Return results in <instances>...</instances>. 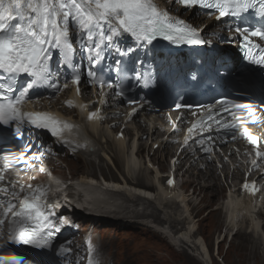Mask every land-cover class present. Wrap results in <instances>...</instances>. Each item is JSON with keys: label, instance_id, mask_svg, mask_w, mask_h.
Returning <instances> with one entry per match:
<instances>
[{"label": "snow or ice", "instance_id": "snow-or-ice-1", "mask_svg": "<svg viewBox=\"0 0 264 264\" xmlns=\"http://www.w3.org/2000/svg\"><path fill=\"white\" fill-rule=\"evenodd\" d=\"M186 8L199 7L202 10H215L216 19L224 17H240L249 10H255L264 19V0H179ZM18 21V22H17ZM77 30L78 43L82 50L88 52L93 63L102 57L105 48H111L115 43L114 37L121 33L131 34L137 41L151 42L156 36H163L173 42H186L188 44H203L205 41L198 38L197 30L186 21L170 16L166 11L160 10L155 0H0V123L12 124L15 132L20 134L22 128L48 130L52 135L58 136L63 127L61 122L42 112H24L20 105L27 98L30 91L37 86L49 85L53 73L51 61L53 51L58 50L60 62L73 63V45L71 43L70 28ZM243 31L244 39L248 34L264 40V25L251 29L250 27H237ZM107 42V43H105ZM246 58L257 64H264V48L249 41ZM87 45V47H85ZM259 49L260 56H254L253 50ZM129 52L133 50L128 49ZM120 62L117 61V64ZM119 71V69H117ZM90 78H96L94 71H89ZM26 82L21 85V78ZM80 76L74 75L72 82L78 84ZM109 87L112 84L109 83ZM117 87V95H122V89ZM70 105V102H68ZM221 113H229L230 109H239L247 112L252 122L264 119L257 116L250 104L229 105L225 100L217 101ZM264 106V105H262ZM177 107H181L177 104ZM215 106H208L205 115L214 121L218 131L232 134L247 121L246 117H237L232 113L233 120L225 122L209 115ZM136 109H133L135 112ZM90 113L89 118L96 116ZM219 115V114H218ZM203 126L204 121L199 122ZM196 124L193 125V128ZM189 129V132L193 130ZM247 138L254 146L258 144V137L252 135L247 127L239 133ZM187 139H185V145ZM207 150V149H206ZM257 157H264V152L257 151ZM16 162H21L17 160ZM256 161H253L255 166ZM0 179H3L0 176ZM169 185L173 180L169 179ZM245 189L255 191L253 184ZM7 188H0L6 193ZM13 196L18 195L15 191ZM0 200V233L4 230L7 221V240L0 244V250L7 245L30 246L35 249H48L52 246L55 231L59 229L52 220L54 213L51 205L47 203L46 190L37 188L25 193L18 201V206L12 201ZM9 213L11 215L9 216ZM70 249L61 246L60 254ZM0 264H26L22 257L0 255ZM91 264V262H90Z\"/></svg>", "mask_w": 264, "mask_h": 264}, {"label": "bare ground", "instance_id": "bare-ground-1", "mask_svg": "<svg viewBox=\"0 0 264 264\" xmlns=\"http://www.w3.org/2000/svg\"><path fill=\"white\" fill-rule=\"evenodd\" d=\"M155 3L158 5L160 10L166 11L172 17L184 18V19H187V21L192 22L193 24H198L201 26L206 25L204 27L205 33L203 31V34H202V35H206L205 38H208L209 36H211L212 35L211 32L214 34V32H216V31L219 33L222 31L223 32L225 31V33L231 34L232 40H234V38L238 34L237 29L233 27V23L231 21H228L226 23H222L220 25L217 24L216 27L211 28L210 26L214 23H212L211 18L209 17V14L204 13V12L195 13V12H193L194 9L193 10L189 9L188 11L184 12V8H182L179 5L177 0H155ZM230 26H232V27H230ZM73 28L74 27H71V29H73ZM226 28H229V29L226 30ZM132 50L134 51V48H132ZM133 51L131 52L132 55L137 56L138 53L133 52ZM183 56H184V54L180 53L177 56H164V57L159 56V57L162 59V66L163 67H169L170 65H174L173 68H178L179 65H182ZM206 56H207L208 63L211 65V67L214 69V71H222L226 68V63H223V61L227 57L225 55V51H221L220 54H213V53L207 54ZM230 58L234 59V56H231ZM178 60H180L181 63H178ZM182 69H183V67H182ZM65 88L66 89H64L60 93V98L57 99V102L60 103V99L65 100L67 98H68V101L71 99L72 101L77 102V105L80 107V110H81L80 113L82 114L85 123L89 124V126H90V132L89 133H90L91 137H93V139H95L99 142L101 141L100 139H102V138H98L97 135H100L103 138H105L106 146H107L108 150L112 153L111 157L113 160H115V162L118 165L120 163V160H122V155H123L124 149H125L124 148V138L122 135L116 137V134L118 133V130H119V128H116L113 130V136L115 134V137L111 138V142H109L110 140L105 137L104 129H101V130L98 129L100 122L101 123L102 122H107V123L118 122L119 120H118V118H115V116H117V114L120 112L124 113L126 116L127 115H129V117L131 116L133 119L134 118L137 119V122H135V126L137 129V133H139L141 137L144 136V134H149L150 138L152 136H157L155 138V140L153 141L154 143L157 141V139L163 138V140L161 141L160 145H158V147L159 148L161 147L162 151L164 153H166L163 156V158H164L168 154H171L174 152L175 148L173 147V141L176 139V136L179 135L180 129L184 128L185 131H189V129L191 127L193 128L194 124H196V127L199 128L201 126L199 122L204 121L203 129L211 128L209 130V133L205 136H202V137L196 136L193 139L188 140L187 137L184 136L185 135V132H184L182 134V141L180 142L179 146L176 149V152H175L176 154L171 158L172 159L171 166H170V164H168L169 170H167V171L173 172L174 173V179H176L177 178L176 175L179 172L181 173V169H183V166L185 164L186 165L188 164L185 171L182 172L181 175L184 174L186 177H188L187 174L192 173V170H195V172H193V173L197 174L198 177H200V180L194 179L192 182L194 184H196L197 186H199L198 187L199 193H201V194L203 193V196L201 197L200 201L205 202L207 204L210 203L211 200L206 198L207 194L204 192V190H205V188L207 189L210 187L211 188L216 187L218 181H221L220 177L223 176L225 181L227 180V183H226L227 191L229 189L231 190V188H234L233 184H239L240 185L244 181V177H243L244 165L237 163V156L241 155L240 154L241 150L249 147V140L245 137H242L241 135H240V138H238V134H235L236 138L233 139L232 134H226L224 131H218L217 130L218 126L215 125L214 121H210L208 119V116L205 115V112L207 111V107H203L201 109V111L191 112V115L189 117L190 118L189 121H186V118L188 116V112H186V111L180 112V111H171L170 109H166L164 111H159V112H149V110H151V107L144 109V108H142L141 105H138V107L135 108L136 111L133 112V110L130 107H125V106L117 103V101L111 96V92L109 90H106L103 92L100 91L98 93L97 91L94 90V88L90 89L83 83L81 85H79L78 87H76V85L72 84L71 86H66ZM88 93L91 96L95 97L97 100V102L94 106L88 105V103L86 101L87 99H89V97L85 96ZM62 97H64V98H62ZM80 100H81V103H80ZM56 104L57 103L44 102L45 107H49V108L55 107L56 109L62 108L65 112L70 113V117L73 116V114H74L73 112L75 111V109L69 110V109L65 108V106H62L61 103L59 105L55 106ZM209 106H215V105L211 104ZM219 110H220L219 107H214V111L209 113V115L214 117L215 114ZM92 111H94V113H96L97 115L93 116L90 119L89 113ZM139 112H140V114H139ZM232 113H235V115L237 117L243 118V117L247 116V112L244 110L230 109L229 113H222L221 115H219V117H215V118L219 119L222 116L225 122H231L233 120ZM200 114H202V115L200 116ZM100 115L103 116V118H104L103 121L100 118ZM125 115H124V117L121 118L122 124H123V120L125 118ZM138 116H140L139 119H138ZM247 118L251 121L250 116H247ZM185 123H187V124H185ZM114 124L116 125V123H114ZM262 124H264V119L253 122L252 128L249 130L252 135H254L255 133H258L260 141L262 139L261 134L264 132V130H261ZM129 125H130V123H129ZM129 125H127V123H126V126L124 128V129H126V131H125L126 134L127 133L130 134L131 129L128 127ZM172 126H174V128H172ZM192 133H195V130H192ZM163 135H165V136H163ZM185 139H187L186 145H185ZM205 139H208L205 144H214L213 150H216V149H217V151L222 150L225 153V155L228 156V158L231 160V164L236 166V171H233L231 175L229 174L231 172V166L229 169L226 168L227 164L222 159V156L220 157V154L217 158L218 163L212 165L213 159H210L207 156H205L204 155L205 151L203 149L201 150V148H204V145H202V147H200L196 143V140H199L198 142L200 143L201 141H203ZM261 143L264 144V142H261ZM171 144H172V146H171ZM143 146H144V144L139 141L135 146L136 153L142 152ZM189 147H191V148H189ZM150 150H152V149L150 148ZM105 152L108 154V151H105ZM155 153H156V151H153L151 153V157L148 160V166H147V168L143 169L145 174L143 173V171H141V169H139V171H137L135 173L133 171V169H134L133 166L127 165L128 170L131 173L133 171V174H135V176L132 175L133 176L132 178L124 176L121 180L123 182V184L124 185L127 184L130 187L132 186L133 188H135L138 191L141 189L140 191L146 192L147 194L152 192L154 189H156L157 186L155 184V181L160 183L164 179V176L161 173V171L160 170L156 171V175L154 177L155 179L152 180V182L148 181L147 180L148 178H145L146 174L147 175L151 174L152 169L150 170V169H148V167L150 168V166L153 164L152 163V155H154ZM147 155L149 156V150H148ZM81 156L82 155L79 154V155L75 156V158H74L75 160H69V164L72 168V174H77L76 173L77 169H75L77 166L75 164H76V161L78 162L81 160ZM76 157H77V159H76ZM176 157H177V159L174 160ZM153 160L155 162L156 160H158V158L154 157ZM165 161H166V158H164L163 160L161 159V167L164 166ZM189 161H191V162H189ZM81 162H82V166H81V168H78V170L80 169V172L82 173V175L84 177L82 179V183L87 185L88 183L86 181L88 179H92V177H94V175H95L94 170L90 169V167L92 166L91 161L85 162L82 159ZM123 162H122V165H123ZM213 162H214V160H213ZM50 163H51V161L48 162V164H50ZM259 166H260V169L259 168L258 169L253 168L252 169L253 173L250 174L248 177V183H250V180L254 179V184L256 185L255 191H254V200L247 202V203H242V202H239L236 197L234 198L232 195L230 197V193H229L228 196L225 195V198H224V199H226L225 204H222V206L226 205L225 207L228 209L226 211V213L228 215L230 214L229 218H230L231 222L228 224V226L235 224L238 227V229H236V230L239 231V234H241L243 236V238L249 239L248 241L251 242V248L250 249L252 251H254V249L256 248V245L252 243V242H254V240H252L251 238L248 237V235L245 234V232L248 233V229H246L242 224H240L241 221H239V220H241V218H246L248 220V227H249V229L252 230L253 235H254V233H256L258 235L260 233L263 234V236L262 237L260 236V238H261V241H264V221L261 224L259 222V218L264 219V210H263L264 209V185L261 189L258 188L260 183L264 181V164L262 165V163H260ZM205 177L208 178V180L205 183L200 184V181L203 180ZM106 178L107 179H105V181H109V182H116L117 181L116 176L112 173L106 174ZM228 179H230V180L228 181ZM67 181H70V180H67ZM93 187H92V189H93ZM84 188L86 189L87 186H84ZM89 188H91V186ZM92 189H91V191H92ZM95 190H96V188H95ZM108 190H109V188H108ZM176 190L177 189H175V188L170 190V189H165V188L159 187L160 196H161V197L160 196L159 197L162 199L168 200V201L164 202V208L170 209V210H166V214L162 218H160V216L157 213L158 208L146 198L147 197L146 193H145V195H142L143 196L142 197V196H140V193H135V192H134L135 195L132 194L133 196L131 195V197L121 196L122 201H118V202H120V203H118L119 207L117 204L112 205V203H111L105 209L104 206L100 205V203H102V201L101 202H99V201L98 202H91V206L93 207V210H91V212L92 213L95 212L96 214L100 215V218H102V220H105L109 223L114 222V224H117L119 226H121L120 223H123L125 225L129 224V223H126V221L130 218H133V216L139 217V219H144V217H147V216H149L151 218L153 217L157 220L158 223L160 221L162 223H166V224H168V226L170 228V232H168V230L166 231V234H168L170 241L168 240L169 238L164 233V230L163 229L159 230V234H161L162 240L167 242V245H165V246L169 248L170 253L174 254L173 253L174 248L175 249L181 248V251L179 253H182L181 256L183 257V259L186 262H189L190 264H199L200 260L201 261L204 260V262H205L206 258H208L211 261V263L208 261H207V263L216 264L214 259H213L212 254L210 253V244L207 243L206 241H204V239H200L197 236L198 232H197L196 228H194V226H189L183 232L178 230V229H174L176 224L183 223V222L185 223L184 219H181L175 213V210L177 208L176 207L177 202L175 200H169L168 199L169 197H172V195L177 193ZM88 191L86 190V194H88ZM211 194H212V196H217L218 194H221V191L214 189V192H212ZM75 195L77 197L82 196L80 191L75 192ZM187 198H189V197H187ZM94 199H96V198H94ZM103 201H104V199H103ZM161 201L162 200L160 199V202ZM104 203H106V202H103V204ZM137 204H138V206H141V210H139L136 207ZM116 205L118 208L116 207ZM113 206L115 208L110 209ZM150 207H152V209L149 210V212H148L147 210ZM119 209H120V211H119ZM255 211H256V213H254ZM209 213L212 215H216V211H210ZM246 219H243V220H246ZM102 220L96 221V224H99ZM105 221L101 222L100 225L105 226V224H104ZM140 222L144 226L149 224L147 221H146L147 224H144L142 222V220H140ZM222 224H224V223H222ZM106 226H108V225L106 224ZM93 227L95 230H99L98 226H93ZM143 228H146V227H143ZM145 230L147 231V229H145ZM145 230L142 229V232H146ZM179 234H181L182 236L179 237ZM154 235L159 236L158 233H154ZM177 237H179L178 242L173 240V238L175 239ZM252 238H254V237H252ZM166 242H164V243H166ZM131 245H133L131 248V253H132L133 250H135V248H136V244L126 243L125 246H123V248L121 250V255H122L123 259H124L125 248L127 246H131ZM186 247L191 249L192 252L193 251L196 252L195 254L198 257V259H200V260H198L194 256V254H192V252H191V254L189 252H186V250H185ZM179 253H177V254L179 255ZM151 254H152L151 259L153 260V262L155 264H160L161 263V258H160L161 256L160 257L156 256V254L153 251H151ZM133 256L129 260V262H131V263H135Z\"/></svg>", "mask_w": 264, "mask_h": 264}, {"label": "rangeland", "instance_id": "rangeland-1", "mask_svg": "<svg viewBox=\"0 0 264 264\" xmlns=\"http://www.w3.org/2000/svg\"><path fill=\"white\" fill-rule=\"evenodd\" d=\"M188 10H184V12H186ZM197 12H199V11H195V13H197ZM209 17L211 18L212 23H214L210 27L211 28L216 27L218 23H216L212 20L213 18L211 17V15ZM185 20L187 21V19H185ZM192 25L201 29V34H203V31L205 33L204 27L206 25L201 26V25L193 24V23H192ZM211 34H213V33L211 32ZM229 35L231 36V34H229ZM211 36H213V35H211ZM219 37L221 38L222 36L220 35ZM222 42H225V41L222 40ZM224 51H225V55L228 56L226 53L227 50L224 49ZM190 115L191 114H188L186 121H189ZM120 116H122V114H120ZM120 116H115V118H118L119 121L114 122V123H116V125L114 123H112L111 126L118 128V126H117L118 123L120 122V125L122 124V120H121ZM72 117H74V114ZM124 121L125 120H123V124H125V126H126V122H124ZM135 122H137V119L134 118L131 122L130 121L127 122V125H129V123H130L129 126L136 129ZM185 124H187V123H185ZM103 127L106 131V132H104L105 137L110 140L109 142H111V138L115 137V134L113 136V131L111 130L112 127H109L106 124H104ZM116 128H113V129H116ZM124 128L125 127L123 125L121 127H119L118 135L123 134V132L125 133L126 129H124ZM182 129L180 131H182ZM135 132H136V130L132 129V131L130 130V134L129 133H127V134L125 133L126 135L123 134L124 148L125 149H124V153L122 155V160L124 162L122 160H120L119 165L115 162V160L112 159V157H111L112 153L108 150V148L106 146L105 138H104L102 140V142H103V144H105L104 145L105 148L103 147V145H100L99 143L92 142V148L96 153H92L90 155L89 154H83L81 156V160L78 162L76 161L75 165L77 167L75 169H77V172H76L77 174H72V168L69 164V160H67V159H65V161H63V164H60L59 172L65 177H68L69 175H71L67 180L71 181V180L77 179L76 180L77 182H82V179L84 177H83L82 173L80 172V169L78 170V168H81V166H82L81 161L83 159V161H85V162L91 161L92 166L90 167V169H93L94 174H95L94 177H92V179H88L86 182H88V181L93 182L94 181V182H97V184H102V179L104 181H105V179H107L106 174H109V173L114 174L117 178V181L112 182V183L109 181H106L107 183H105L111 187V188H109V190L107 188H105V190H103L101 188L98 190L95 185H90L91 188H89L90 186H87V188H86L87 191L89 190L88 194L91 191L93 186H94L93 187L94 190L92 189L93 191L98 190V196L95 197L96 199H94V198L91 199V202H98V201L101 202L102 201V203H100V205L104 206L105 209L111 203H112V205L113 204L118 205V203H120L118 201H122L121 196L131 197V195L132 194L135 195V193H140V196L145 195L146 192L140 191L141 189L138 191L135 188H133L132 186L130 187L127 184L124 185L123 182L121 181L122 178L124 176L132 178L133 176H135V174H133V171L136 173L137 171H139V169H141V171H143L144 168H147L148 160L151 157V153L153 151H156V153L154 155H152V163L153 164L150 166V168L148 167V169H150V170L152 169L151 174H148V175L146 174V176H145V178H148L147 179L148 181L152 182V180H154V177L156 175V171L160 170L161 173L167 171L168 164L172 160V159H170V157L172 155L174 156L176 154L175 152H176L177 147H174L175 148L174 154L171 153V154H168L166 157H164V158H166V161H165L164 166L161 167V159L162 160L164 159L163 156L166 153H164L162 151L161 147L160 148L157 147L160 144L159 142L158 143L153 142L157 136H152L150 138L149 134H144V136L141 137L140 134H136ZM163 136H165V135H163ZM176 137H177V141H176V139L174 140V141H176V143H174L175 146H177V144L180 140V138L178 136H176ZM161 139H163V138H161ZM139 141L142 142L144 144V146H143L142 152L136 153L135 146ZM171 146H172V144H171ZM150 148L152 150H150ZM202 149H204V148H201V150ZM148 150L150 152L149 156L147 155ZM105 151H108V154ZM216 152H217L216 157L218 158L220 152L217 150H216ZM204 155L207 156L206 153ZM214 155L215 154L213 152H211L210 155L208 154V156H209L208 158H210ZM154 157L158 158V160H156L157 162L156 161L154 162V160H153ZM70 160H75V159L73 158ZM121 161L123 162V165H122ZM212 163L217 164L216 161L213 162V160H212ZM127 165L133 166L134 169H133L132 173L128 170ZM226 168L229 169L230 167L228 166ZM118 170H119V172H118ZM182 172H184V169L181 170V173ZM193 172H195V170H192V173L187 174L188 177H186L184 174L181 175L180 172L176 175L177 181L179 182L177 184V190H176L177 193L172 195V197L168 198L169 200H175L177 202L176 203L177 208L175 210V213L177 216H179L181 219H184V221H185V223L183 222V223L176 224L174 229H178V230L183 232L189 226H194V228H196V230L198 232L197 236L200 239H204V241H206L207 243L210 244V253L212 254L213 259H214L216 264H264V241H261L260 235H258L256 233H254V235H253L252 230L249 229V227H248V220L246 218H241V220H239V221H241L240 224H242L246 229H248V233L245 232V234L248 235L249 238L254 240V242H252L253 244L256 245V248L254 249V251H252L250 249L251 248V242L248 241L249 239H245V238H243V236L241 234H239V231L236 230V229H238V227L235 224L228 226V224L231 222L230 218H229L230 214L227 217L226 210H228V209H226V207L224 208L222 206V204H224L223 201H224L226 191H227V187H226L227 180L225 181L224 177L222 176V177H220L221 181H218L216 187H214V188L210 187L207 189L205 188L204 192L207 194L206 198L211 200V202L207 204L205 202L200 201L201 197L203 196V193L202 194L199 193V191H198L199 186H197L196 184H194L192 182L194 179L200 180V177H198V175L193 173ZM143 173H144V171H143ZM207 180H208V178L205 177L203 180L200 181V184L205 183ZM228 181H229V179H228ZM95 188H96V190H95ZM214 189L220 190L221 194H218L217 196H212L211 193L214 192ZM94 195H96V194L94 193ZM99 195L100 196L102 195V197H100ZM146 196H147L146 198L158 208L157 213L160 216V218L164 217V215L166 214V210H170L169 208H164V202H166L168 200L160 198L161 196H160L159 188L154 189L152 192H150L148 194L146 193ZM105 197L111 198L108 203H107ZM187 197H189V198H187ZM103 199H104V201H103ZM160 199L162 200L161 202H160ZM103 202H106V203L103 204ZM117 205H116V207H117ZM118 207H119V205H118ZM136 207L139 210H141V206H138V204ZM113 208H115V207L113 206L110 209H113ZM151 209H152V207L148 208L147 211L149 212V210H151ZM119 211H120V209H119ZM210 211H216V215L210 214L209 213ZM133 218L128 219L126 221V223H129V224H126V225L123 223H120L121 226H119L117 224H114V222L109 223L106 221L107 223H105V226L102 225L99 227V230L96 231L95 234L100 239V242L102 245V252H103L104 256H106L107 258H112L113 261L114 262L116 261L117 264H139V263L140 264H155L153 262V260L151 259V255H152L151 251H153L156 254V256H159V257L161 256L160 257L161 258L160 264H190L189 262H186L183 259V257L181 256L182 253H179L181 251V248H178L179 250L174 248L173 249L174 254H172L169 252V248L165 246V245H167V242L162 240L161 234H159V230L163 229L165 234H166L167 230H168V232H170V228H169L168 224L162 223L161 221L158 223L155 218H153V217L151 218L149 216L144 217V219H139V217H135V216H133ZM243 219H246V220H243ZM140 220H142V222L144 224H147V222L149 224L144 226L140 222ZM222 223H224V224H222ZM106 224L108 226H106ZM143 227H146V228H143ZM142 229L143 230L147 229V231L145 230L146 232H142ZM154 233H158L159 236H155ZM222 235H224V236H222ZM166 236L169 238L168 234H166ZM181 236L182 235L179 234V237H181ZM179 237H177L175 239L173 238V240L178 242ZM252 237H254V238H252ZM168 240L170 241V238ZM164 242H166V243H164ZM126 243H128V244L134 243V244H136V248L131 253V248L133 245L127 246L124 250V259H123L122 255H121V250H122L123 246H125ZM185 250H186V252H189L190 254L192 252L191 249H189L187 247ZM177 253H179V255ZM195 253L196 252H194V251L192 252V254H194V256L198 259V257L196 256ZM132 256L135 260V263L129 262V260H130V258H132ZM198 260H200V259H198ZM207 261L211 263V261L208 258H206L205 262H204V260L203 261L200 260L199 264H210V263H207Z\"/></svg>", "mask_w": 264, "mask_h": 264}]
</instances>
